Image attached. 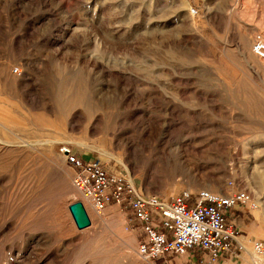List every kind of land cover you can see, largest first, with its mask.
<instances>
[{
    "label": "rangeland",
    "instance_id": "1",
    "mask_svg": "<svg viewBox=\"0 0 264 264\" xmlns=\"http://www.w3.org/2000/svg\"><path fill=\"white\" fill-rule=\"evenodd\" d=\"M262 30L264 0H0V264H174L137 254L119 206L92 208L62 145L162 197L246 189L245 250L215 264H264Z\"/></svg>",
    "mask_w": 264,
    "mask_h": 264
},
{
    "label": "built area",
    "instance_id": "2",
    "mask_svg": "<svg viewBox=\"0 0 264 264\" xmlns=\"http://www.w3.org/2000/svg\"><path fill=\"white\" fill-rule=\"evenodd\" d=\"M189 12L194 15L196 9L191 7ZM250 51L256 59L264 60V30L254 34ZM13 72L19 74L20 70L15 67ZM59 153L74 168L73 184L95 211L104 209L109 202L124 211L140 257L158 260L196 250L200 252L199 264H215L225 257H239L245 250L227 213L240 206L255 207L246 189L228 194L182 189L162 197L143 191L127 172L111 171L97 158L86 160L65 145L59 147ZM250 253L253 258L261 257L264 241L250 240Z\"/></svg>",
    "mask_w": 264,
    "mask_h": 264
},
{
    "label": "crops",
    "instance_id": "3",
    "mask_svg": "<svg viewBox=\"0 0 264 264\" xmlns=\"http://www.w3.org/2000/svg\"><path fill=\"white\" fill-rule=\"evenodd\" d=\"M242 206H240L239 208H241ZM238 208V209H239ZM227 220L231 221L235 227L237 228V230H239L240 232L242 231L241 229H245L246 230V233H247V228L245 226H243V224H241L242 222V218L240 216L239 213H235L234 210H230L228 213H227ZM260 227V226H259ZM245 232L244 230L242 231V233ZM242 235V234H241ZM173 260L175 261L174 264H177L176 262V257H172ZM187 259L193 263L195 260L199 263V260H200V252L196 251V250H192L191 254H187ZM168 264H171V261H168Z\"/></svg>",
    "mask_w": 264,
    "mask_h": 264
},
{
    "label": "water",
    "instance_id": "4",
    "mask_svg": "<svg viewBox=\"0 0 264 264\" xmlns=\"http://www.w3.org/2000/svg\"><path fill=\"white\" fill-rule=\"evenodd\" d=\"M73 205L76 206V212H74L72 210ZM69 210L71 211V214L73 216V220L75 222V225L79 229L88 225V219H87V217L85 215V212H84V210H83V208H82V206L80 205L79 202L71 204L69 206Z\"/></svg>",
    "mask_w": 264,
    "mask_h": 264
},
{
    "label": "bare ground",
    "instance_id": "5",
    "mask_svg": "<svg viewBox=\"0 0 264 264\" xmlns=\"http://www.w3.org/2000/svg\"><path fill=\"white\" fill-rule=\"evenodd\" d=\"M77 202H79L80 203V205L82 206V208H83V210H84V212H85V215H86V217H87V219H88V224H90V219H89V217H88V214H87V212H86V210H85V208H84V206H83V204L80 202V201H77ZM74 203H76V202H74ZM74 203H72V204H74ZM71 205V204H70ZM69 205V206H70ZM72 210L74 211V212H76V206H74L73 205V207H72ZM71 212V211H70ZM261 212H264V210L263 211H261ZM258 213V212H257ZM264 214V213H263ZM73 217V216H72ZM77 227V226H76ZM78 228V227H77ZM264 255V254H263ZM262 255V256H263ZM261 256V257H262ZM258 258H253L252 260H254V262H255V260H257Z\"/></svg>",
    "mask_w": 264,
    "mask_h": 264
}]
</instances>
